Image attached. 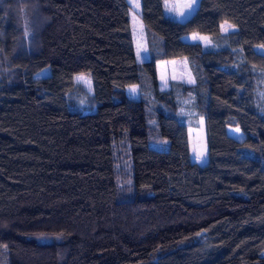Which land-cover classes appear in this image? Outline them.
<instances>
[{
    "label": "trees",
    "instance_id": "1",
    "mask_svg": "<svg viewBox=\"0 0 264 264\" xmlns=\"http://www.w3.org/2000/svg\"><path fill=\"white\" fill-rule=\"evenodd\" d=\"M166 1L127 63V0H0V264H264V0ZM178 59L192 84L161 91Z\"/></svg>",
    "mask_w": 264,
    "mask_h": 264
},
{
    "label": "rangeland",
    "instance_id": "2",
    "mask_svg": "<svg viewBox=\"0 0 264 264\" xmlns=\"http://www.w3.org/2000/svg\"><path fill=\"white\" fill-rule=\"evenodd\" d=\"M129 5V28L127 34L124 36V47L128 55L127 63H141L148 58L147 46L144 36V29L141 24L140 15V0H127ZM198 0H168L165 2L166 15L172 19L183 21L194 12L197 7ZM139 5L138 7L136 5ZM192 7L189 8L188 5ZM171 9V10H170ZM183 13V15H181ZM230 24L222 23L220 25L221 35H227L235 31L233 26L229 27ZM183 40L191 42H199L205 50H212L217 47L216 42L204 35L191 34L185 36ZM264 52V49H260ZM159 89L161 91H167L172 87H186L192 84V77L189 71L187 62L184 59L160 61L156 64ZM44 74V73H42ZM76 81L79 85L89 93L92 91V84H86L84 82ZM84 76V75H83ZM82 100H85L84 98ZM84 101H80V110L86 112V104ZM186 119L189 122L188 136L190 139L193 157L192 161L200 163L199 157L203 156L206 151L205 146V133H204V120L203 118L196 117L190 112H186ZM228 134L236 139L241 140L243 135L237 128H229ZM167 144V143H164Z\"/></svg>",
    "mask_w": 264,
    "mask_h": 264
},
{
    "label": "snow or ice",
    "instance_id": "3",
    "mask_svg": "<svg viewBox=\"0 0 264 264\" xmlns=\"http://www.w3.org/2000/svg\"><path fill=\"white\" fill-rule=\"evenodd\" d=\"M136 6L138 7L139 5L137 4ZM188 7L191 8L192 5L189 4ZM170 10H171V9H170ZM181 15H183V13H181ZM229 27H231V25H229ZM77 80H78V81H81V82H84V83H86V84H90V81H89L85 76H83V75L78 76V77H77Z\"/></svg>",
    "mask_w": 264,
    "mask_h": 264
}]
</instances>
